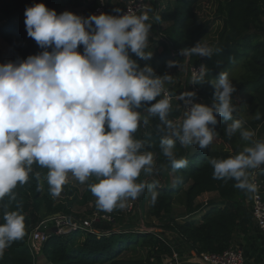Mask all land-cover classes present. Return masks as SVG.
<instances>
[{
    "label": "clouds",
    "instance_id": "clouds-1",
    "mask_svg": "<svg viewBox=\"0 0 264 264\" xmlns=\"http://www.w3.org/2000/svg\"><path fill=\"white\" fill-rule=\"evenodd\" d=\"M24 15L28 36L44 51L0 64V200L14 199L13 189L27 183L37 163L48 169L46 179L53 196L61 193L71 174L80 183L93 176L98 179L89 187L103 211L124 209L145 190L154 202L159 181L138 182L142 171L153 173L154 154L134 136L149 117L159 118L160 147L173 169L187 165L186 159L176 158L177 141L206 149L217 135L218 117L231 121L225 134L231 138L239 133L249 146L226 159H209L213 178L234 180L241 190L256 189L249 170L264 165V140L254 139L255 132L234 119L236 86L227 73L207 81L206 65L194 69L193 84L212 83L213 102L211 106L197 103L196 92H183L178 98L190 106L181 120L173 121L168 118L172 96L165 89L172 75H157L151 65L141 67L132 58L134 54L150 61L154 56L147 51L152 25L146 13L138 15L130 8L122 14L84 18L70 11L58 14L39 3L28 7ZM81 45L83 54L78 51ZM216 51L201 40L181 49L180 55L203 58ZM177 66L181 68L178 61L167 63L168 68ZM3 221L0 258L25 235L24 215L5 211Z\"/></svg>",
    "mask_w": 264,
    "mask_h": 264
},
{
    "label": "trees",
    "instance_id": "trees-1",
    "mask_svg": "<svg viewBox=\"0 0 264 264\" xmlns=\"http://www.w3.org/2000/svg\"><path fill=\"white\" fill-rule=\"evenodd\" d=\"M127 1L129 0H108L105 14H122ZM202 1L168 2L155 18L157 27L152 28L153 33L149 34L147 51H156V58L150 60L149 64L134 54L132 58L137 60L141 67L151 65L160 76L180 69L179 66L168 68V61H178L184 68L204 63L207 66V81H215L221 72L227 73L236 86L233 103L238 111L234 113V119H241L243 127L247 130L257 129L262 125L264 131V0H219L215 17L210 20L201 19L196 12V6ZM39 3L45 4L49 9H55L58 14L68 8L70 12L84 18L94 15L98 6V0H0V38L12 48L11 62L26 60L29 56L44 51L28 36L24 23L25 10ZM117 8L122 12L117 13ZM216 19L221 20V28L212 45L218 51L211 57L203 58L180 55L181 49L195 46L204 40ZM162 24L166 26L161 29ZM156 35H159V38H156ZM160 47L162 50L159 51ZM48 50L51 51V48ZM78 51L83 54V45ZM196 86L199 87V102L211 106L215 92L212 83ZM237 93L246 94V100L238 104L235 100ZM147 106L150 105L146 104L145 107ZM248 107L255 113V119L246 118L243 114ZM141 112L147 116L146 111L141 109ZM168 118L173 121L181 120L182 108L178 104L171 107ZM218 121L217 135L206 149H200L198 145L183 146L179 141L176 142V158L187 160V165L180 169H173L168 158L163 155L158 117H149L147 125L141 122V126L134 133L136 139L146 142L144 150L154 154L156 172L168 179L162 182L158 177L151 178L152 174L143 171L138 177V182L159 181L157 198L150 204L146 216L153 220L154 224L158 221L157 227L165 233L174 234L175 241H170L155 230L142 231L135 221L123 225V217L113 215V220L102 219L99 223H94L96 232H88L82 238L81 230L66 234L47 232L48 239L41 251L47 263L165 264L167 257L174 259V251L179 258L186 257L185 254L189 250L196 254L223 253L233 244L238 234L248 231L252 218L247 203L248 191L236 188L234 180L213 178L214 169L208 163L209 159H226L249 146V142L243 141L239 133L231 138L225 134L224 130L231 121H226L223 117H218ZM47 172V168L34 163L27 183L18 184L13 189L12 195L15 198L5 196L0 200V223L4 222L5 211H17L25 217V235L5 249L0 264H37L38 260L28 243L33 227L57 213L72 218L81 217L72 209V205L79 202L78 189L65 184V196L61 200L57 199L51 194L46 179ZM262 175L264 177V167ZM97 182L98 179L94 176L86 181L82 195L85 199L94 197L89 185ZM206 192H218L219 200H212L205 207V203L197 200ZM67 193L73 197L70 198ZM147 194V190L142 193L138 199L139 206L145 204L144 198ZM178 204L185 207V212H176L175 207ZM201 210L204 211L202 217L195 219L192 215ZM138 249L146 250L144 257L122 256L123 252ZM181 264L187 263L185 261Z\"/></svg>",
    "mask_w": 264,
    "mask_h": 264
},
{
    "label": "rangeland",
    "instance_id": "rangeland-1",
    "mask_svg": "<svg viewBox=\"0 0 264 264\" xmlns=\"http://www.w3.org/2000/svg\"><path fill=\"white\" fill-rule=\"evenodd\" d=\"M142 2L143 4L146 5V9L141 13H146L149 16V20L147 21V23H150L152 25V28L154 29V27H157L155 18L157 17V15L161 12V10H163L168 2H174L175 0H137ZM154 2V3H153ZM218 3L219 0H203L202 2H200L198 4V6H196V12L198 13V15L200 16L201 19L203 20H210L212 18L215 17V12L217 10L218 7ZM66 11H70V9L65 8ZM166 26V24H162L161 29ZM151 28V29H152ZM221 28V20L220 19H216L215 23L213 25V27L211 28L209 34L205 37L204 41H206L209 44H214L217 36H218V32ZM150 33H153V30L150 31ZM156 38H159V35L155 36ZM156 45V44H155ZM162 50V47L159 48V51ZM154 56L153 58H156V51H153ZM11 55H12V48L10 47V45L4 40L0 38V64H6L8 62H11ZM153 60V59H152ZM147 63L149 64L150 62L147 61ZM183 66L178 69V70H172L169 72L170 75H172V79H175L177 81H179L177 83V85L180 83V81H183L184 78V73L183 72ZM186 68H184L185 71ZM173 81H171L172 83ZM182 92V90H181ZM235 100L236 102L239 104L243 101L246 100V94L243 93H237L235 94ZM201 103V102H199ZM246 118H250V119H255V113L251 110V108H247L246 110H244V113ZM258 129V128H257ZM257 129H250L251 131L256 132ZM260 133V131H259ZM262 136H264V131L261 134ZM154 161H156L155 156H154ZM158 177L159 180H162V182L164 181H168L167 177L165 176H161L159 175L158 172H156V162L154 165V170L152 173L151 178L153 177ZM172 179H174V175L171 173ZM170 179V178H169ZM85 184L84 183H80L75 177L71 176V174H69L68 180L66 182V185L68 186H72L75 187L76 189H78V195H79V202L75 203L74 205H72V209L74 210L75 213L79 214L81 217L78 219H85L87 217H92L95 213H98L101 216V219L105 218H111L113 217V215H117V216H121L122 218V223L123 225H128V223H132V221H135V223L139 226V229H151V230H155L159 233H161L163 236L168 237V239L170 241H175V238H173V234L172 233H165V231L159 227H157V224L159 223L158 221H155L157 224H154L153 220H150L147 216L146 213L148 211V209L150 208V204L152 203V195L151 193L148 191L147 196L144 198L145 200V204L140 205L139 206V202L138 199L141 198L142 194L139 195V197L135 200H130L128 202L129 206L124 208V209H120V208H115L113 211L111 212H107V211H103L101 209H99L97 207L96 204V197L94 196L93 198H89V199H85L83 195V192L85 191ZM66 192L64 191V186L62 188L61 193L56 196L57 199L61 200L63 198V196H65ZM68 194V193H67ZM70 198L73 197V195L68 194ZM64 200H66V198H64ZM210 200V199H209ZM176 212H185V207L181 204H178L175 207ZM203 210H201L200 212L192 215L195 219H200L203 215ZM105 215V218H103L102 216ZM100 220L97 218V220H95V223H99ZM154 224V226H151L150 224ZM86 235L85 232L81 231L80 237H84ZM79 237V238H80ZM146 253V250L144 249H138V250H131V251H126L125 253L123 252L122 256L125 257H136V258H140V257H144ZM37 264H48L46 259L40 255L39 258H37ZM172 259V258H171ZM170 260V257H167L165 259V264L168 263V261Z\"/></svg>",
    "mask_w": 264,
    "mask_h": 264
},
{
    "label": "built area",
    "instance_id": "built-area-1",
    "mask_svg": "<svg viewBox=\"0 0 264 264\" xmlns=\"http://www.w3.org/2000/svg\"><path fill=\"white\" fill-rule=\"evenodd\" d=\"M107 1L108 0H98V6L94 12L95 15H100L106 13L107 10ZM134 10L138 15L140 12H143L146 9V5L137 0H130L127 2L126 8L123 12H126L128 9ZM204 63H200L195 66H187L184 73L183 81L178 87L173 88L165 82V89L171 94V107H174L176 104L180 106L183 110V116L186 108L190 105H186L185 100H180L178 97L181 93L187 91L196 92V96L193 98L194 102L199 103L198 91L199 87L197 84H193L192 81V71L194 69H199ZM182 90V92H181ZM260 131V133H259ZM263 130L262 125H260L255 132L254 139L264 140L262 136ZM264 165L259 169L249 170L250 179L255 183L256 189L254 191H248L247 203L250 207L252 222L254 221L258 228L264 233V177L262 175ZM105 218V215L102 216ZM97 218L100 220L101 216L98 213H95L92 217H87L85 219L72 218L65 214H60L58 216L47 217L46 219L37 223L29 236V246L32 253L35 255L36 260L40 257L41 251L44 243L48 239L47 228L56 227L58 234H66L71 231L81 230L85 233L96 232L94 228V223ZM111 220V218H105ZM151 230V229H142ZM174 259L168 261V263L181 264L176 259H179L178 254L174 251ZM193 261H198L200 264H246L243 250L240 246H236L234 243L230 245L223 253H209L204 252L201 254H196V257Z\"/></svg>",
    "mask_w": 264,
    "mask_h": 264
},
{
    "label": "crops",
    "instance_id": "crops-1",
    "mask_svg": "<svg viewBox=\"0 0 264 264\" xmlns=\"http://www.w3.org/2000/svg\"><path fill=\"white\" fill-rule=\"evenodd\" d=\"M172 81V83L167 82V84L173 88L178 87L176 85L179 81L175 79H172ZM219 198L218 192H206L202 194L197 201L205 203V207H207L212 200L217 201ZM172 236L174 237V234ZM233 243L242 248L246 264H264V233L258 228L254 221L246 233L238 234L235 237ZM185 255L187 257V264H200L198 261H193L196 257L194 251L190 252L189 250Z\"/></svg>",
    "mask_w": 264,
    "mask_h": 264
},
{
    "label": "water",
    "instance_id": "water-1",
    "mask_svg": "<svg viewBox=\"0 0 264 264\" xmlns=\"http://www.w3.org/2000/svg\"><path fill=\"white\" fill-rule=\"evenodd\" d=\"M58 215H60L59 213H57V214H54V215H52V216H58ZM52 216H49V217H52ZM47 232L48 233H56L57 232V228L56 227H50V228H47ZM178 262H180V263H183V262H185L186 261V257H183V258H179V259H176Z\"/></svg>",
    "mask_w": 264,
    "mask_h": 264
}]
</instances>
